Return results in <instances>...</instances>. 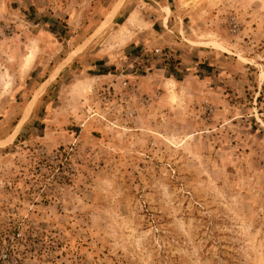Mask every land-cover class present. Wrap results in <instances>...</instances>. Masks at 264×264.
Wrapping results in <instances>:
<instances>
[{"label": "rangeland", "instance_id": "374dc122", "mask_svg": "<svg viewBox=\"0 0 264 264\" xmlns=\"http://www.w3.org/2000/svg\"><path fill=\"white\" fill-rule=\"evenodd\" d=\"M45 31L61 51L26 76ZM3 248L264 264V0H0Z\"/></svg>", "mask_w": 264, "mask_h": 264}, {"label": "crops", "instance_id": "0c3cea01", "mask_svg": "<svg viewBox=\"0 0 264 264\" xmlns=\"http://www.w3.org/2000/svg\"><path fill=\"white\" fill-rule=\"evenodd\" d=\"M44 36H46V38H43ZM54 34L51 32H46L43 33L41 36H37L39 41V45L36 46V48H32V49H28L23 58H22V66L21 69L24 70L23 72L26 73V76L31 75V73L34 71L33 69H35L37 67V64H44L45 62H47V59L44 57V55H49V59L48 61H50V57L51 55L55 56L56 53H59L60 47L54 45ZM49 43L53 44L51 46H49ZM29 48V47H28ZM69 55H71L69 53ZM75 58V56H69L68 60L63 64V66H60L55 64L53 65V76L51 78V75L49 76L51 79L50 81L56 79L58 77V75L60 74V71L65 68L67 65L70 64L71 61H73ZM59 63L61 61H58ZM61 67V68H60ZM59 68V70H58ZM57 70V72H55ZM5 75V74H4ZM8 75L10 76V71H8ZM8 80H5V82H8Z\"/></svg>", "mask_w": 264, "mask_h": 264}, {"label": "built area", "instance_id": "2783aa9c", "mask_svg": "<svg viewBox=\"0 0 264 264\" xmlns=\"http://www.w3.org/2000/svg\"><path fill=\"white\" fill-rule=\"evenodd\" d=\"M155 56L159 60L169 61L171 60L172 54L168 51L161 50L160 48H157L154 52ZM147 59L149 57L147 56ZM13 258L11 257L10 251L6 248L1 249L0 251V264H12Z\"/></svg>", "mask_w": 264, "mask_h": 264}]
</instances>
